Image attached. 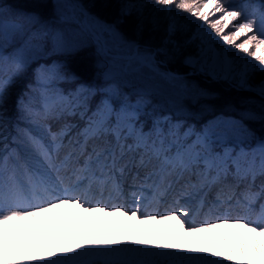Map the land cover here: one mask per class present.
<instances>
[{
	"label": "snow or ice",
	"instance_id": "snow-or-ice-1",
	"mask_svg": "<svg viewBox=\"0 0 264 264\" xmlns=\"http://www.w3.org/2000/svg\"><path fill=\"white\" fill-rule=\"evenodd\" d=\"M152 3L162 6L167 14L165 46L171 43L179 48L171 37L182 25L180 18L172 14V8L188 13L206 26L198 27L191 37L200 42L199 60L203 65L222 72L226 78L238 79L241 87L255 90L264 98V80L254 88L249 84L252 71L264 72V0H244L238 5L230 0H152ZM71 6L83 13L79 4ZM147 6L148 0H122L121 15L136 12L143 16ZM83 14L102 32L119 36L115 25ZM32 20L38 22L39 17L33 16ZM47 35L34 33L25 38L21 25L9 26L7 22L0 29V264H95L91 257L105 254L111 246L129 242L171 250L145 251V256L154 258L136 264H264V180L256 183L258 177H264V138L257 137L242 121L218 118L195 133L191 127L181 132L183 126L179 123H170L165 130L157 120L151 132L146 133L133 123L121 126L118 121L110 126L113 109L111 99L106 97L98 105L95 118L90 117L75 136L70 135L74 126L67 123L52 131L42 121L72 114L71 110L78 105L50 89L52 74L41 70L37 76L38 88L30 86V92H37L39 100L26 95L19 107L21 119L43 128L44 134L18 128L10 141L5 110L9 88L25 70V54L41 50L40 43L33 41H41ZM18 39L23 41L22 45L9 53L8 46ZM50 39L54 51H76L79 47L71 36L60 30L51 33ZM221 41L227 47L218 48L216 45ZM125 43L133 50L139 68L156 71V55L167 53L166 47L141 50L135 42ZM228 48L253 57L258 64L245 60L237 71L236 59L229 55ZM187 62L196 61L189 57ZM107 92L108 97L119 96V91L110 86ZM143 103L138 101L132 107L138 109ZM121 114L129 120L137 115L135 111H124L123 107ZM247 116L252 118L251 113ZM109 133L115 137L114 146L108 141L92 143ZM192 135L196 140L184 144ZM128 137L133 138V144L123 142ZM211 137L224 142L255 141L256 146L247 152L241 149L234 154L225 149L215 153L209 147ZM173 147L177 150L169 155ZM138 148L145 149L139 161L141 166L146 163L145 157L147 162L156 159L159 165L132 193L137 205L149 199L144 189H150V199L156 201L172 187L168 176L179 177L184 172L199 169L197 182L189 181L179 196L191 197L203 187L232 175L238 181H247L244 190L237 195L235 189L239 185H229L227 191L217 194V201L235 200L236 205L245 209L244 214H223L197 224L188 218L195 215L193 210L180 205L178 199H174L173 206L164 214L142 212L139 206L126 210L123 205L93 204L88 196L93 188L119 192L116 173L123 175L131 163L121 161L126 152ZM152 177L159 179L148 183ZM106 217H120L134 223L109 228V224L116 225L119 221H108ZM101 224L103 227H98Z\"/></svg>",
	"mask_w": 264,
	"mask_h": 264
},
{
	"label": "rangeland",
	"instance_id": "rangeland-1",
	"mask_svg": "<svg viewBox=\"0 0 264 264\" xmlns=\"http://www.w3.org/2000/svg\"><path fill=\"white\" fill-rule=\"evenodd\" d=\"M102 4H109L112 5V9H117L120 12L121 20H124L126 24H129L133 17L140 18L141 16L136 12L131 13L130 15H121V7H122V0H100ZM52 3V9L55 10L56 15L60 20L63 21H73L75 23H79L80 26L86 27L87 31L92 36L93 40L97 43V49L99 52V61L96 63L97 65V74L100 78L107 83L105 89V98L111 99V106H112V113L109 117V125H116L119 121L121 126L127 123H133L138 129H142L144 132L148 133L151 132L154 124L157 120L160 121V126L167 130V127L170 123H179L183 127L181 128V132L185 131L187 128L191 127L195 133H199L203 130V128L210 122L215 121L218 118H222L224 120L233 119L242 121L244 126L247 125L244 123L243 119H239L236 117H229L223 114L215 115L211 120L202 122V123H195L198 126V130L193 127L190 123L182 124L175 119H179V116H182V119H186L189 116V113L194 112L195 110V102L199 97H197V89L198 87L195 80L200 78L202 80H213L223 83L227 86L237 87L240 89L248 90L251 92L257 93L255 90H249L247 88L241 87L238 79L236 78H226L224 74L218 70H213L212 68L203 65V62L199 60V40H191V37L196 32L198 27L204 26L202 21H199L196 18L191 17L188 13L180 11L178 9L172 8V14L178 16L180 18V24L182 26L187 25L189 32L187 35L189 37L183 41L181 44V51L186 50L184 55V66L188 69L186 70V74H178L173 70L169 69L167 63L160 60L161 53L156 55L157 70L154 71L150 68L144 67L139 68L138 62L133 58V50L128 47L125 41H131L132 35L131 31L123 32L120 30L117 25H115L119 36H112L111 34L104 33L98 27L91 25L86 19L83 13H87L90 16L89 12L83 9V13L80 9L73 8L71 5L78 4L74 3V0H50ZM250 2H256V0H250ZM110 8V9H111ZM99 21H102L104 24L107 25H114L111 22L105 21L100 17L94 15ZM142 18L147 19L151 25H164V28L167 27V14L162 6L155 5L152 3V0H148V6L144 9ZM162 20V22H161ZM7 22L9 26L15 24L14 22H9L2 17V13H0V29L3 28V24ZM161 22V23H160ZM125 24V25H126ZM129 28V27H128ZM162 31V28H161ZM134 32V31H133ZM163 32V31H162ZM135 33V32H134ZM132 35V36H131ZM186 41H190L185 43ZM141 47V50L144 48L148 49H156L153 46L144 45L142 43L138 44ZM174 45V44H173ZM219 47H227L223 45L221 41L216 45ZM180 48V47H179ZM254 50V46H253ZM229 55L236 59V70L238 71L242 65L243 61L247 60L250 64L256 65L258 62L251 56L247 54L237 51L235 48H228ZM27 60L30 58L28 53L25 54ZM192 57L196 62L189 63L187 62L188 58ZM264 80V72L259 71H252L249 74V84L254 86L259 84L260 81ZM109 86L113 89H117L119 91V96L117 98L108 97L107 89ZM258 94V93H257ZM259 95V94H258ZM144 101L140 108L134 109L132 106L136 105L138 101ZM122 107L126 112L135 111L137 113L134 119H127L121 114ZM199 113V112H194ZM200 116L197 114V117ZM163 118H168L165 121ZM248 128V127H247ZM249 129V128H248ZM44 131V129H43ZM126 133V129H124ZM111 134V133H110ZM258 136V135H256ZM112 137V138H111ZM111 142L114 144L115 137L111 134L109 136ZM132 138V137H128ZM133 139V138H132ZM196 140V136H190L184 144H191L193 141ZM132 143L134 141L132 140ZM210 149L215 153H222L225 149L232 150L235 154L236 152H240L241 149L244 151H250L254 148L255 141H247L243 143H236L235 141H228L224 142L215 137H211L208 141ZM139 150H144L143 148H138L137 151H132L127 153L123 157L121 163H127L131 161L133 157H137L135 159V163L140 166V170L138 172L136 165L133 164L131 161V167H133V171L130 177L125 176V185L130 182L132 188L135 189L133 191H129L128 193L121 194L119 192H114L111 188L105 189H96L93 188L89 193V199L93 204L101 203L105 205H109L114 202V204L118 203V205H123L126 210H131L134 207L139 206L142 212H157L160 214H164L162 212V207L164 202H167L165 206L166 211L173 206L174 199H177L176 196L179 195V191L177 190V185L180 182L186 180L191 183H196L198 180V175L196 174L199 169H192L191 171H187L183 173L182 176H174L171 175L170 183H172L171 189L165 193L161 198L156 201H152L150 199L152 193L150 189H144L145 195L149 197V199H145L139 203V205H135L132 201L131 197H133L132 193L137 191V186L144 182L141 180L139 176L143 178L149 172H151L154 168L158 167L159 163H157L156 159H152L151 162H147L144 166L139 164L140 158L142 155H139ZM176 147L171 149L169 155H173L176 152ZM203 166L201 165V168ZM234 171V169H232ZM132 174L137 180L138 184L130 181ZM117 176V175H116ZM232 179H235V184H240L242 181H238L236 177L232 175H228ZM175 177V178H174ZM119 183H122L121 178L117 177ZM153 179H159L158 177H152L148 183H151ZM263 180L264 177H261ZM246 182V181H245ZM135 184V185H134ZM258 184V183H257ZM211 187V186H210ZM212 188L210 189L209 186L203 187L199 192L193 194L191 197L185 196L181 200H179L180 205H187L189 206L195 215H190L188 218L189 220H193L199 224L200 222L204 221L205 215L210 213H215V216L226 214L223 207H226L225 203H221L223 207L219 212L216 211V206L212 204V200L210 199V195ZM169 195H171L169 197ZM134 198V197H133ZM96 202V203H94ZM220 203V202H219ZM232 203V202H231ZM238 211L239 213L232 214L233 212ZM245 209L242 206H236L233 208V211L227 215H236V214H244ZM202 214V218H198V214ZM105 220L112 221L117 220L119 221L118 224L112 225L109 224L108 227H123L127 224L134 223L131 221H126L124 218L120 217H106ZM98 227H103V225H98ZM142 227V226H137ZM121 249H130V251H120ZM145 251L151 252H168L171 250L165 249H154L149 246H142L132 243H125L122 245H114L111 246L110 250L107 251L103 255L91 257L95 264H136L137 261H142L146 259H153L154 257H147L144 255ZM181 255H184L181 253ZM192 255V254H187Z\"/></svg>",
	"mask_w": 264,
	"mask_h": 264
},
{
	"label": "trees",
	"instance_id": "trees-1",
	"mask_svg": "<svg viewBox=\"0 0 264 264\" xmlns=\"http://www.w3.org/2000/svg\"><path fill=\"white\" fill-rule=\"evenodd\" d=\"M74 2L91 15H96L117 25L116 27L123 32L131 31L129 33L134 35H131L130 38L132 42L153 46L156 49L166 47L167 53H161L160 60L167 63L169 69L174 72L186 74L188 69L183 62L186 50L181 51V44L189 37L187 25L179 28L171 37L175 44L179 45L180 48L177 49L171 43L164 45V40L167 37L164 25H151L142 16L140 18L133 17L132 21L126 24L124 20H121L120 12L111 8V4L107 6L100 0H74ZM240 2L241 0H230L233 5ZM0 5L3 6V11L0 12L2 17L9 22L21 25L25 38L34 33H48L41 41H33V43H40L41 50L28 53L30 58L27 60L24 72L9 88L5 110L10 141L11 137L17 134L18 128L31 129L33 134H44L43 128L21 119L19 107L20 101L25 99L26 95H32L36 97L37 101L39 100L37 92H30V86L38 88L37 76L41 70H47L52 74L53 78L48 84L50 89L62 93L73 104L78 105L71 110L72 114L65 113L46 122L42 121V123H46L52 131H57L66 123L71 124L74 127L70 135L75 136L80 129L86 126L90 117L94 118L95 110L106 96L107 83L97 74L96 63L99 61L97 43L77 23L63 21L55 16L56 12L52 9L50 0H0ZM33 16H38L39 21H33ZM141 23L142 28L140 27ZM57 30L71 36L77 42L78 49L76 51H54L50 37L51 33ZM22 43L23 41L18 39L15 44L8 46L7 51L11 53ZM195 82L198 85L196 89L199 98L195 102L193 111L199 113L191 112L188 118L182 119V116H179V119L175 120L182 124L202 123L211 120L217 114H223L243 119L255 135L264 138V98L255 92L227 86L218 81L197 78ZM89 89L91 92L88 91ZM36 107H40L39 103L36 104ZM248 113L252 114V118L247 116ZM197 114L200 116L197 117ZM12 146L16 147V145Z\"/></svg>",
	"mask_w": 264,
	"mask_h": 264
},
{
	"label": "bare ground",
	"instance_id": "bare-ground-1",
	"mask_svg": "<svg viewBox=\"0 0 264 264\" xmlns=\"http://www.w3.org/2000/svg\"><path fill=\"white\" fill-rule=\"evenodd\" d=\"M191 125H193V127L194 128H196V130H198V125L197 124H195V123H190ZM187 173V172H186ZM176 198L178 199V200H181L182 198H184V197H180L179 195L178 196H176ZM134 201V204H136L137 205V203L135 202V200H133ZM165 204H166V202H165ZM114 205V204H113ZM162 210H164L163 211V213H165L166 212V209H162ZM198 218H202V214L200 213V214H198Z\"/></svg>",
	"mask_w": 264,
	"mask_h": 264
},
{
	"label": "water",
	"instance_id": "water-1",
	"mask_svg": "<svg viewBox=\"0 0 264 264\" xmlns=\"http://www.w3.org/2000/svg\"><path fill=\"white\" fill-rule=\"evenodd\" d=\"M256 146V145H255Z\"/></svg>",
	"mask_w": 264,
	"mask_h": 264
}]
</instances>
